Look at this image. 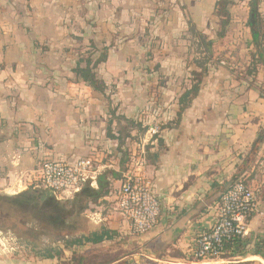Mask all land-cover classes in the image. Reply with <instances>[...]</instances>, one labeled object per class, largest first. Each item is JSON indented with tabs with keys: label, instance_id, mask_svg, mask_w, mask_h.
<instances>
[{
	"label": "crops",
	"instance_id": "obj_1",
	"mask_svg": "<svg viewBox=\"0 0 264 264\" xmlns=\"http://www.w3.org/2000/svg\"><path fill=\"white\" fill-rule=\"evenodd\" d=\"M219 1L0 0V203L22 205L30 194L36 197L42 188L32 182L44 160L92 157L91 188L105 184L107 194L89 204L94 211L86 210L89 232L105 228L115 237L91 247L117 244L138 261L192 258L222 194L248 180L260 151L253 146L264 129L259 90L234 81L224 62L188 63L182 41L190 32L209 40L210 58L214 40L229 38L236 21L230 9L226 35L219 36ZM102 56L95 72L106 94L74 72L81 61ZM203 72L201 81L195 79ZM158 76L165 82L154 95ZM195 85L197 95L179 116L182 97ZM153 122H163L155 139L148 135ZM130 173L150 179L161 201L158 225L142 236H134L114 208ZM248 185L264 193L254 180ZM249 227L253 252L264 241V216L252 218ZM0 245V264H21ZM251 257L264 264L263 257Z\"/></svg>",
	"mask_w": 264,
	"mask_h": 264
},
{
	"label": "rangeland",
	"instance_id": "obj_2",
	"mask_svg": "<svg viewBox=\"0 0 264 264\" xmlns=\"http://www.w3.org/2000/svg\"><path fill=\"white\" fill-rule=\"evenodd\" d=\"M234 1L235 6L231 7V13L236 23L232 25L227 40H214L215 47H213V50L215 52L213 58H210L207 53L206 45L209 40L203 41L190 32L191 34L184 38L182 42L188 49V63L207 64L210 63V60L215 64L224 62L230 67L234 81L250 84L254 77L248 75V67L251 63V47H249L250 34L246 21L251 0ZM259 1L260 10L264 15V0ZM257 77L258 87L264 88V73H259ZM164 79L165 77L162 76L157 77L159 84L156 89L154 88L155 91L152 94L158 95L161 93L159 86H163ZM190 79L194 80L193 77ZM258 120H260V117ZM162 123L153 122L150 126L155 125L161 130ZM263 131L264 129L261 130L262 135H264ZM259 149V153L253 159L248 180L240 181L248 184V181L254 180V187L264 191V139ZM39 191L42 192L44 201L41 199L40 192L36 197L30 194L28 204L22 203L21 205V201L0 203V227L5 230L0 233V240L5 243L8 250H11L12 259H16L21 264H77L76 257L72 255L71 251L65 249V245L67 242L90 231L89 226L92 223L88 218L90 214L86 213L87 211L84 210V204L82 203H75L74 200H60L58 196L47 189L42 188ZM259 197L260 200L261 198L263 200V194ZM31 199L37 200L33 201ZM262 204V207H264V200ZM94 209L88 208L87 210L94 211ZM4 248L2 246V249ZM131 251L120 248L117 244L99 248L76 249L77 255L81 253L88 255L90 264L107 262L109 259L108 253L121 257L133 253ZM48 255L55 258L49 259ZM226 257L223 256L221 259L209 262H199L189 257L186 261H170L168 263L155 262L145 258L138 261L131 258L130 264H262L259 260H252L251 256L235 259Z\"/></svg>",
	"mask_w": 264,
	"mask_h": 264
},
{
	"label": "built area",
	"instance_id": "obj_3",
	"mask_svg": "<svg viewBox=\"0 0 264 264\" xmlns=\"http://www.w3.org/2000/svg\"><path fill=\"white\" fill-rule=\"evenodd\" d=\"M159 134L157 126H150L151 139ZM95 162L92 157L73 162L44 160L32 183L51 191L60 200H73L86 186H96ZM114 205L115 211L129 222L134 236L145 235L159 223L161 201L153 182L141 173L123 178ZM258 215L264 216L258 191L244 181L236 182L222 194L216 216L195 240L191 257L199 262L221 259L229 242L250 236L249 222Z\"/></svg>",
	"mask_w": 264,
	"mask_h": 264
},
{
	"label": "trees",
	"instance_id": "obj_4",
	"mask_svg": "<svg viewBox=\"0 0 264 264\" xmlns=\"http://www.w3.org/2000/svg\"><path fill=\"white\" fill-rule=\"evenodd\" d=\"M259 0H251L250 3V14L248 20V27L250 29L252 35V45L253 49L251 51V63L248 67V75L254 77V80L249 84L251 88H256L260 91V96L264 98V88L258 87L257 81L259 73L264 71V16L259 11ZM235 5L234 0H220L217 4L216 14L221 18V26L222 32L219 35L220 37H224L226 35L227 27L230 25V18L231 13L230 9ZM106 56H102L96 62H93L90 58L86 61H81L78 64L76 70L74 71L76 77L79 81H83L88 84L94 91L106 94V86L102 81L97 77L95 69L99 64L104 62ZM81 63H85L84 66ZM205 73L196 74V78L198 81L202 80V77ZM199 88L197 85L193 86L191 90L187 91L184 96L182 97L180 103L182 105L181 111L179 116L182 112L190 105V102L194 96L197 95ZM128 124H131V121H128ZM145 130V129H144ZM264 132V131H263ZM258 137L257 142L254 144L253 149L255 151H259L261 144L263 143L264 135L261 134ZM105 184H100L97 190L91 187H85L83 191L78 194L73 200L74 202L84 204V210L89 208V204L93 203L96 204L98 201L107 194L105 191ZM263 200H264V193ZM44 196L42 195L41 199L43 200ZM262 200V201H263ZM30 201V200H29ZM28 201V202H29ZM34 201V200H33ZM36 201V200H35ZM115 237V233L101 228L95 232H89L83 234L80 237L73 239L70 242H67L65 245V249L72 252L77 259V264H90L88 260V255L85 253L78 254L76 253V249L91 247L103 244L108 241H112ZM249 239H234L226 245V254L224 255L226 258H239V257H246V256H261L264 258V241L260 242V245H256L254 251H250L248 249L250 245ZM108 261L103 264H130V260L133 256V253L127 254L125 256H115L111 253L107 254ZM49 259H54V256L48 255ZM73 259V260H75Z\"/></svg>",
	"mask_w": 264,
	"mask_h": 264
}]
</instances>
